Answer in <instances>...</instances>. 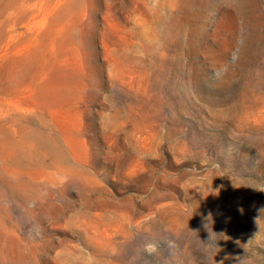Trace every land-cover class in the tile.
Listing matches in <instances>:
<instances>
[{"label":"rangeland","instance_id":"1","mask_svg":"<svg viewBox=\"0 0 264 264\" xmlns=\"http://www.w3.org/2000/svg\"><path fill=\"white\" fill-rule=\"evenodd\" d=\"M0 264H264V0H0Z\"/></svg>","mask_w":264,"mask_h":264},{"label":"clouds","instance_id":"2","mask_svg":"<svg viewBox=\"0 0 264 264\" xmlns=\"http://www.w3.org/2000/svg\"><path fill=\"white\" fill-rule=\"evenodd\" d=\"M241 211H243L242 209H241ZM145 251L148 253V254H153V253H155L156 251H157V246L155 245V244H153V243H148V244H146V246H145Z\"/></svg>","mask_w":264,"mask_h":264}]
</instances>
